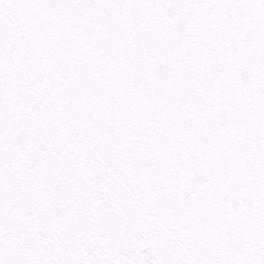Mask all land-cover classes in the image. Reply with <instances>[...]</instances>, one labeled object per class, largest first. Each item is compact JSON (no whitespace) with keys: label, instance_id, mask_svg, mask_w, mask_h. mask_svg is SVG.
Returning a JSON list of instances; mask_svg holds the SVG:
<instances>
[{"label":"snow or ice","instance_id":"1","mask_svg":"<svg viewBox=\"0 0 264 264\" xmlns=\"http://www.w3.org/2000/svg\"><path fill=\"white\" fill-rule=\"evenodd\" d=\"M0 264H264V0H0Z\"/></svg>","mask_w":264,"mask_h":264}]
</instances>
